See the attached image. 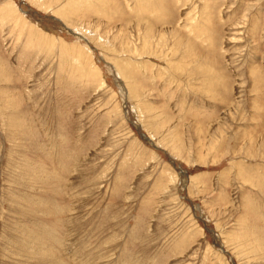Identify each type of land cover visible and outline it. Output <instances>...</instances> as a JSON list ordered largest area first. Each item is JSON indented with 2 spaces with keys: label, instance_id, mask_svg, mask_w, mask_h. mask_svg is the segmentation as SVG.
<instances>
[{
  "label": "rangeland",
  "instance_id": "obj_1",
  "mask_svg": "<svg viewBox=\"0 0 264 264\" xmlns=\"http://www.w3.org/2000/svg\"><path fill=\"white\" fill-rule=\"evenodd\" d=\"M0 264H264V0H0Z\"/></svg>",
  "mask_w": 264,
  "mask_h": 264
}]
</instances>
